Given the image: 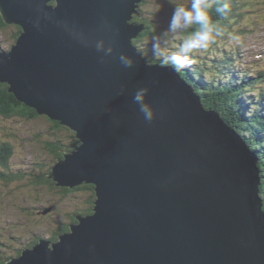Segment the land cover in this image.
Returning <instances> with one entry per match:
<instances>
[{
	"label": "water",
	"instance_id": "water-1",
	"mask_svg": "<svg viewBox=\"0 0 264 264\" xmlns=\"http://www.w3.org/2000/svg\"><path fill=\"white\" fill-rule=\"evenodd\" d=\"M144 1L0 0L22 27L0 51V81L81 140L54 182L96 191L93 214L6 264H264L259 158L178 71L135 46Z\"/></svg>",
	"mask_w": 264,
	"mask_h": 264
},
{
	"label": "trees",
	"instance_id": "trees-1",
	"mask_svg": "<svg viewBox=\"0 0 264 264\" xmlns=\"http://www.w3.org/2000/svg\"><path fill=\"white\" fill-rule=\"evenodd\" d=\"M229 2L231 9L224 16L216 15L215 8H213V18L220 21L225 30V35L217 38L206 50L196 53L193 57L194 63L187 65L178 72L201 97L203 106L207 110L219 112L223 120L242 135L247 145L259 158L262 183L261 194L264 201V65L257 69V64L250 66L244 63V57L241 56L240 50L241 46L244 47L246 44L245 39H242L239 44L232 48L227 47L230 38L246 37L254 32V24L248 21L249 16L252 14L249 15L248 11H256L255 8L260 2H255L254 0H229ZM143 3L140 5L141 8ZM141 8L140 15H135L133 22L142 25L144 30L140 33L138 39L134 41V44L144 51L145 57L149 62L170 66L164 65L162 63L163 59L179 53L180 44L186 37L173 36L171 34L169 37V39L172 38L171 47H168L169 51H166L167 53L154 51L153 44L143 45L142 43L146 39H161L164 36L165 28L161 25V22L155 21L154 13H146ZM7 27L9 25L5 22L0 12V30H4ZM16 28L18 30L13 32L12 35L14 45L22 32L21 26H16ZM200 53H203L206 57H201ZM9 89V84L0 81V118L35 121L42 117L35 109L21 103L13 93L9 92ZM47 120L52 124L56 132L52 134L51 138L45 140H42L39 134L33 136V139L42 143L44 149L53 158V164L45 169L44 167L47 163H38L35 167L37 170L29 173L28 176H25L22 171L15 173L12 164L17 154L16 146L13 143L2 142L3 144L0 148V193H3L2 197L8 195V197L13 198L19 196L15 192L25 193L26 199L29 196H33L28 193H37L50 189L63 200L69 199L72 194L78 191L84 192L87 195L85 208L83 210L76 209L74 213H69V222L60 221L57 224L56 232L48 238L54 243L59 240L62 234L70 231L71 225L77 221V216L93 214L96 191L94 185L87 183L74 188L59 187L50 177L53 166L59 159H64L66 153L72 150L71 145L76 142L77 138L75 137L76 132L61 125L59 121H54L50 118ZM67 138L73 139V141H67ZM13 183L18 184L12 185ZM13 203V200L8 201L9 207L6 213L9 215H16L13 211L15 210ZM26 203L23 207H19L18 211L20 214H24L23 210L26 211L31 216L27 217V219L34 222L36 228H42L45 223L42 219L37 220L35 217L39 214L47 216V213L52 208L46 209L42 206L34 207L31 205L36 210V213L33 214ZM52 207L55 208V206ZM38 239L35 238L32 244L24 246L31 248L37 243ZM11 257L13 256L8 254L1 256L0 264H5Z\"/></svg>",
	"mask_w": 264,
	"mask_h": 264
},
{
	"label": "rangeland",
	"instance_id": "rangeland-1",
	"mask_svg": "<svg viewBox=\"0 0 264 264\" xmlns=\"http://www.w3.org/2000/svg\"><path fill=\"white\" fill-rule=\"evenodd\" d=\"M254 1L260 2L257 8H255L256 11H248L249 15L252 14L249 16L248 21L254 24V32L246 37L248 46L246 49L243 48L244 52L242 51V54H245L244 59L247 63L262 64L263 59L261 58L264 57L261 56L264 55V0ZM189 2L190 0H145L141 9L146 13H154L155 21L161 22V25L166 30L173 6L175 4H184L187 6ZM16 26L15 24H9V27L0 30V44L8 49H11L14 45L12 35L13 32L18 30ZM170 36L171 34L169 33L162 36L161 39L149 38L142 44L146 46L153 44L154 50V45L158 43V51L167 53L166 51H168V47H171L172 42V38L169 39ZM239 41L238 39L232 42V44H237ZM47 119L45 116L35 121H21L20 119L6 120L0 118V142L5 141L11 144L13 143L16 146L17 154L12 164L15 173L22 171L25 173V176H28L29 173L37 170L35 167L38 163H47L44 167L45 169L53 164V158L44 149L42 143L33 139V136L39 134L42 137L41 139L45 140L51 138L53 136L52 134L56 132ZM67 141H73V139L67 138ZM17 184L13 183L12 185ZM15 193L19 196L15 198L8 197V195L2 197L1 195L3 193H0V257L8 254L16 258L25 250L24 245L32 244L35 238L38 239L40 236L50 238L56 232L57 224L60 221H70L69 213H74L76 209L83 210L85 208V199H87V195L82 191H78L72 194L69 199L63 200L50 189L37 193H28L33 196H29L26 199L25 193ZM10 200L14 201L13 208L15 210L13 211L16 215L6 213L9 207L8 201ZM25 203L29 206L33 214L36 213V210L32 206H42L46 209L52 208L47 213V216H41L39 214L35 217L32 215L37 220L42 219L45 223L42 228H36L35 223L27 219V217L31 216L26 211L23 210L24 214H20L18 211L19 207H23ZM52 206H55V208Z\"/></svg>",
	"mask_w": 264,
	"mask_h": 264
},
{
	"label": "clouds",
	"instance_id": "clouds-1",
	"mask_svg": "<svg viewBox=\"0 0 264 264\" xmlns=\"http://www.w3.org/2000/svg\"><path fill=\"white\" fill-rule=\"evenodd\" d=\"M213 8L218 16L226 15L231 4L229 0H190L189 4H175L168 21L164 35L185 36L180 44V52L172 54L163 59L164 65H170L175 71H180L187 65L194 63V55L199 51L206 50L217 38L225 35V30L220 21L213 18ZM98 48H103V44ZM154 50L158 52L159 44L154 45ZM109 53L111 48L107 50ZM119 60L125 67L132 66V60L121 55ZM147 90L140 89L133 99L140 105V111L147 121H152L153 111L144 103V94Z\"/></svg>",
	"mask_w": 264,
	"mask_h": 264
},
{
	"label": "bare ground",
	"instance_id": "bare-ground-1",
	"mask_svg": "<svg viewBox=\"0 0 264 264\" xmlns=\"http://www.w3.org/2000/svg\"><path fill=\"white\" fill-rule=\"evenodd\" d=\"M50 3H52V1H51ZM80 141H81V140H80L79 138H77V140H76L75 143L80 142ZM75 143H74V144H75ZM71 149H73V148L71 147Z\"/></svg>",
	"mask_w": 264,
	"mask_h": 264
}]
</instances>
